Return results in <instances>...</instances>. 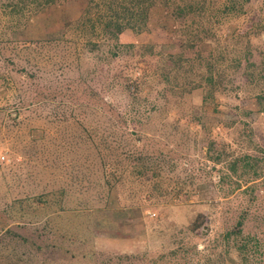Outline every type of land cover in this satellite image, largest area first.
<instances>
[{
  "label": "rangeland",
  "instance_id": "rangeland-1",
  "mask_svg": "<svg viewBox=\"0 0 264 264\" xmlns=\"http://www.w3.org/2000/svg\"><path fill=\"white\" fill-rule=\"evenodd\" d=\"M196 3L157 0L116 51L86 50L87 0L0 10V264H264V0Z\"/></svg>",
  "mask_w": 264,
  "mask_h": 264
},
{
  "label": "trees",
  "instance_id": "trees-1",
  "mask_svg": "<svg viewBox=\"0 0 264 264\" xmlns=\"http://www.w3.org/2000/svg\"><path fill=\"white\" fill-rule=\"evenodd\" d=\"M163 2L164 6H167L169 3L166 0H160ZM170 1V0H169ZM188 4L187 7L180 8L178 6H167L169 9H172L171 16L174 19L182 17V14L190 15L193 13V6L197 4L198 0H183ZM56 0H0V10L3 13L2 17L7 18L8 22L12 23L7 29H14L20 26L21 19L27 15H32L39 12L40 10L46 8L49 5H52ZM157 0H87L86 8L80 19L76 22L77 26L85 29L84 36L85 48L86 50L89 47L96 46L92 42V36L100 40V46L102 48L108 47L111 41H114L116 44V49L118 47L119 36L125 30H132L136 33L144 31L146 29V24L148 21L149 10L152 6L156 4ZM176 9V10H175ZM86 28H89L88 30ZM87 37L89 38L87 40ZM201 39L196 38L195 36L189 34L184 42L186 44L196 43ZM183 44V42H182ZM20 46H25V43H19ZM22 46V47H23ZM192 45H190L191 47ZM131 45H128L127 48H131ZM192 48V47H191ZM215 48L220 51V53L226 52L222 45L218 44ZM114 51L113 56L116 57L117 53ZM232 53V51H231ZM183 60V59H182ZM264 61L260 57V63ZM181 64H183L181 62ZM180 64V65H181ZM246 66V76L248 77V82H262L264 81V69L257 73L258 66L254 63L249 64L247 62ZM148 67V66H147ZM142 63H135L132 67H122L116 72L113 80L115 83H120V85L126 86L128 96L135 102L140 97V87L138 83L139 79H143V75L147 72L148 68ZM135 71L138 72L137 77L135 76ZM185 71V70H184ZM262 72V73H261ZM165 77V76H164ZM251 77V79H250ZM208 81L211 84L213 82V77H208ZM259 78V80H258ZM258 80V81H257ZM165 82V78L161 80ZM160 81V83H162ZM255 83V85H256ZM199 88V85L192 87L190 90L194 91ZM257 99H262L258 96ZM175 108V107H173ZM193 227H196V224H193ZM242 222L238 221L236 227L231 231L225 233L222 238L226 241L231 240V247L233 248V253L237 255H246L248 250L249 242L251 239L242 237Z\"/></svg>",
  "mask_w": 264,
  "mask_h": 264
}]
</instances>
